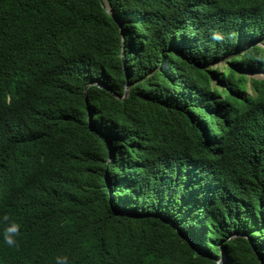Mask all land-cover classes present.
I'll return each instance as SVG.
<instances>
[{"label":"trees","instance_id":"obj_1","mask_svg":"<svg viewBox=\"0 0 264 264\" xmlns=\"http://www.w3.org/2000/svg\"><path fill=\"white\" fill-rule=\"evenodd\" d=\"M104 1L0 0V264H264V0Z\"/></svg>","mask_w":264,"mask_h":264},{"label":"clouds","instance_id":"obj_2","mask_svg":"<svg viewBox=\"0 0 264 264\" xmlns=\"http://www.w3.org/2000/svg\"><path fill=\"white\" fill-rule=\"evenodd\" d=\"M211 38L216 41L222 39V35L218 31H213L211 33ZM6 223V226L3 228L2 234H0V242L3 245L14 248L17 246V237L19 236L20 225L15 222H9V217L4 215L0 217V223ZM54 264H71V261L66 255H56L54 258Z\"/></svg>","mask_w":264,"mask_h":264},{"label":"water","instance_id":"obj_3","mask_svg":"<svg viewBox=\"0 0 264 264\" xmlns=\"http://www.w3.org/2000/svg\"><path fill=\"white\" fill-rule=\"evenodd\" d=\"M99 2H100V4H101V6L105 9V11L108 13V14H110L111 15V11H110V9L106 6V4H105V1L104 0H98ZM123 50H124V48H123ZM128 95V86L126 85L125 86V92H124V97H126ZM196 250H198L196 247H194Z\"/></svg>","mask_w":264,"mask_h":264},{"label":"rangeland","instance_id":"obj_4","mask_svg":"<svg viewBox=\"0 0 264 264\" xmlns=\"http://www.w3.org/2000/svg\"><path fill=\"white\" fill-rule=\"evenodd\" d=\"M262 47L264 48V44H261ZM250 77H254V78H257V79H264V73H260V74H255V75H249ZM222 262V261H219V263Z\"/></svg>","mask_w":264,"mask_h":264}]
</instances>
